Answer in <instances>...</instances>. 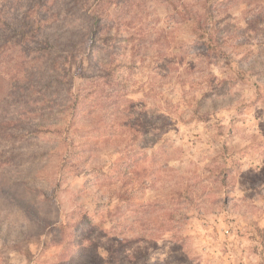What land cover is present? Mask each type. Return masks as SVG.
I'll use <instances>...</instances> for the list:
<instances>
[{
    "label": "rangeland",
    "instance_id": "1",
    "mask_svg": "<svg viewBox=\"0 0 264 264\" xmlns=\"http://www.w3.org/2000/svg\"><path fill=\"white\" fill-rule=\"evenodd\" d=\"M170 2L0 0V264H264V0Z\"/></svg>",
    "mask_w": 264,
    "mask_h": 264
},
{
    "label": "trees",
    "instance_id": "2",
    "mask_svg": "<svg viewBox=\"0 0 264 264\" xmlns=\"http://www.w3.org/2000/svg\"><path fill=\"white\" fill-rule=\"evenodd\" d=\"M164 1H166V2L169 1L170 2V0H164ZM96 10L97 9H94L93 11H89V12L86 13V17L89 19V21L93 24V27H94V29L91 31L92 32V36L96 35L97 33L98 34L102 33V32H105V33L107 32L108 33L109 31H111L110 29H107L106 26H104V25H101V27L97 26L102 21V18L98 15V12ZM192 20H194V19H192ZM115 31L117 33H119V34L121 33L120 28H116ZM35 36H36V34H35ZM35 36H34V39L36 38ZM46 43H49V38L48 37H47ZM70 43H72V41ZM136 46H137V44L133 45V47H136ZM77 106H78V100H77V98H75L74 105L72 107L68 108V111L71 109L70 114H69L70 118L73 117L76 114Z\"/></svg>",
    "mask_w": 264,
    "mask_h": 264
}]
</instances>
